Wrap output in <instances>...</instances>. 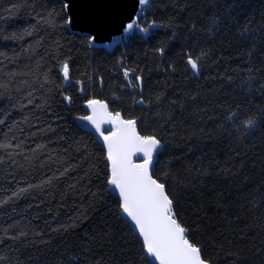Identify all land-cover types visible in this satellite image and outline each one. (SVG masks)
I'll return each instance as SVG.
<instances>
[{
	"label": "trees",
	"instance_id": "obj_1",
	"mask_svg": "<svg viewBox=\"0 0 264 264\" xmlns=\"http://www.w3.org/2000/svg\"><path fill=\"white\" fill-rule=\"evenodd\" d=\"M63 4L0 0V264H151L78 124L91 99L161 141L153 174L204 259L264 264V0H150L157 27L112 49Z\"/></svg>",
	"mask_w": 264,
	"mask_h": 264
},
{
	"label": "snow or ice",
	"instance_id": "obj_2",
	"mask_svg": "<svg viewBox=\"0 0 264 264\" xmlns=\"http://www.w3.org/2000/svg\"><path fill=\"white\" fill-rule=\"evenodd\" d=\"M149 3L150 0H137L140 9L146 8ZM63 8L65 12H70L71 0H67ZM138 20L139 15L127 23L125 33L134 29L147 33L149 28L157 27L154 22L141 27ZM65 23H72L71 16L66 17ZM94 40L95 37L89 38L90 43ZM158 51L163 55L162 48ZM200 59L199 56H187V65L194 73L199 72ZM60 71L67 81V61L62 63ZM130 71H124L126 80L129 79ZM135 79L137 82L141 81L140 76ZM86 107L91 109V115L81 116L80 119L92 125L103 138L107 150L106 160L109 162L107 184L118 192L119 207L138 231L143 249L147 257L151 258V264H211L202 257L201 248L187 237L188 229L177 219L174 200L166 184L153 174V163L162 147L161 141L155 135H141L137 131L136 120L124 119L119 112H109L108 105L103 101L91 99ZM104 123L112 125L107 135L101 128ZM248 126H253V121L249 120ZM136 156L141 158L140 161L133 159Z\"/></svg>",
	"mask_w": 264,
	"mask_h": 264
},
{
	"label": "water",
	"instance_id": "obj_3",
	"mask_svg": "<svg viewBox=\"0 0 264 264\" xmlns=\"http://www.w3.org/2000/svg\"><path fill=\"white\" fill-rule=\"evenodd\" d=\"M60 1L63 3L67 2V0ZM142 10L138 7L137 0H71V10L66 13L67 16H71L72 18V23L68 24L71 31L85 34L89 37H95V40L92 42L97 47L112 49L119 43L121 36L125 32L124 28L126 24L131 22L137 15L140 16ZM86 105L85 111L87 115H91V109L87 108ZM78 124L81 128L91 132L97 138L107 154L103 138L95 131L94 127L81 119L78 121ZM101 128L107 135L112 125L104 123L101 125ZM161 150L162 147L159 149L158 154ZM157 155L154 159L153 169ZM133 159L140 161L141 158L136 156ZM114 192L119 198L118 192ZM123 217L139 237L134 225L124 214ZM139 239L142 243V239L140 237ZM149 259L151 260V258Z\"/></svg>",
	"mask_w": 264,
	"mask_h": 264
},
{
	"label": "bare ground",
	"instance_id": "obj_4",
	"mask_svg": "<svg viewBox=\"0 0 264 264\" xmlns=\"http://www.w3.org/2000/svg\"><path fill=\"white\" fill-rule=\"evenodd\" d=\"M124 34H125V32H124ZM124 34H123V35H124ZM123 35H122V36H123ZM122 36H121V37H122Z\"/></svg>",
	"mask_w": 264,
	"mask_h": 264
}]
</instances>
